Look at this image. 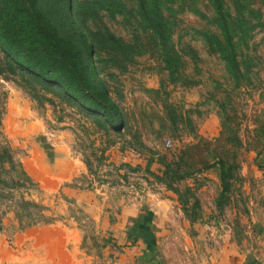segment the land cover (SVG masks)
Masks as SVG:
<instances>
[{"label":"rangeland","instance_id":"1","mask_svg":"<svg viewBox=\"0 0 264 264\" xmlns=\"http://www.w3.org/2000/svg\"><path fill=\"white\" fill-rule=\"evenodd\" d=\"M235 1L225 0L231 15L256 26L227 56L210 37L224 42L210 0H145L151 18L138 0L36 1L60 33L93 39L120 119L24 81L0 50V142L28 176L0 198L6 244L55 225L112 263L264 264V4ZM219 163L229 169L220 206Z\"/></svg>","mask_w":264,"mask_h":264},{"label":"trees","instance_id":"2","mask_svg":"<svg viewBox=\"0 0 264 264\" xmlns=\"http://www.w3.org/2000/svg\"><path fill=\"white\" fill-rule=\"evenodd\" d=\"M12 1L18 5H8L7 11L0 9V50L4 52L1 54L6 65L4 68L12 72L19 71L24 81L33 79L41 88H51L59 92V96L75 100L91 114H101L112 126H116L120 119L119 109L106 85L98 78L97 67L92 59L93 39L76 26L65 34L60 33L53 21L46 17L41 5H35L37 0ZM138 1L143 14H149L148 18H151L145 0ZM210 1L224 42L217 35L210 37L218 43V52L227 56L231 54L229 51H234L237 39L250 34L256 23L250 16L244 15L241 20L231 15L225 0ZM260 1L264 4V0ZM235 2L237 10L239 1ZM260 9L249 8V14L260 19ZM68 15L70 20V8ZM219 167L221 190L218 206L223 204L229 188V169L222 163ZM14 171H18V177H15ZM24 173L11 147L0 142V198L10 195L11 190L17 187L25 186L19 178L20 175L26 177ZM20 200L25 206H38L34 201Z\"/></svg>","mask_w":264,"mask_h":264},{"label":"crops","instance_id":"3","mask_svg":"<svg viewBox=\"0 0 264 264\" xmlns=\"http://www.w3.org/2000/svg\"><path fill=\"white\" fill-rule=\"evenodd\" d=\"M42 160H45L43 156ZM58 160L56 150L52 162ZM47 163L49 164V161ZM26 170L35 180L43 182L39 170L32 166L26 167ZM72 170L77 171L78 167L73 165ZM72 170L69 174H72ZM76 235L77 231L74 228H61L55 225L32 227L29 232L22 233L20 242L13 243L14 247L6 244L0 235V264H121L118 260L112 263L105 259L92 258L85 247L77 241ZM128 252L130 251H126Z\"/></svg>","mask_w":264,"mask_h":264}]
</instances>
